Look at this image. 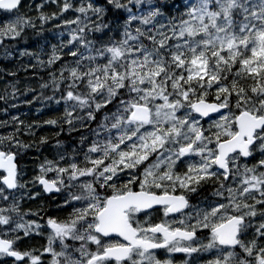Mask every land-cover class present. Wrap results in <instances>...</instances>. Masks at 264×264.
I'll list each match as a JSON object with an SVG mask.
<instances>
[{"label":"snow or ice","instance_id":"snow-or-ice-1","mask_svg":"<svg viewBox=\"0 0 264 264\" xmlns=\"http://www.w3.org/2000/svg\"><path fill=\"white\" fill-rule=\"evenodd\" d=\"M20 7L21 0H0V10L14 16L0 21L6 55L7 43L34 27ZM166 7L161 0H107L105 7L89 0L74 8L64 0L61 12L81 14L66 21L77 25L68 41L76 42L69 54L77 59L61 67L59 80L53 75L54 91L67 83L59 99H49L63 101L70 131L102 111L103 122L82 167L75 158L64 166L46 160L31 181L47 193L66 191L71 208L66 220H47L50 264H172L155 250L191 256L200 249L181 241L194 242L198 230H207L201 247L214 250L208 264H264V0H186L167 21ZM109 10L126 14L118 32L103 21ZM60 58L53 45L47 64ZM77 110L86 117L74 116ZM24 147L15 133L0 136V257L42 264L16 247L21 231L28 237L43 228L24 221L38 213L21 214L16 202L15 191L25 188L17 161ZM209 181L219 182V199L190 203ZM160 213L164 219L152 221Z\"/></svg>","mask_w":264,"mask_h":264},{"label":"trees","instance_id":"trees-1","mask_svg":"<svg viewBox=\"0 0 264 264\" xmlns=\"http://www.w3.org/2000/svg\"><path fill=\"white\" fill-rule=\"evenodd\" d=\"M48 1L52 0L39 3L35 1L38 5H35L34 8H40L44 16L61 15L64 22L81 15L74 9L61 12L64 0H56L53 8L54 12L49 13L47 9L41 7L47 5ZM69 2L75 8L79 7L81 3L87 4L89 0H69ZM90 2L97 7L107 6V0H90ZM161 2L167 5L163 17L165 21L169 16L178 17L185 10V0H161ZM108 7L110 8V6ZM125 16L126 14L122 12L109 10L104 15L103 21L112 27L113 32H118L124 24ZM7 18L10 17L0 13V21ZM92 18L96 21L95 16ZM25 19L30 20L32 16H27ZM31 23L34 27L25 29L24 38L19 43L15 41L9 43L11 45L9 52L13 53V56H8L9 53L6 55L5 51L0 52V136L15 133L16 138L26 146L19 150L20 155L17 157L21 171V182L27 183L35 189L36 185L31 181L39 175L41 164L45 163L46 160H52L59 161L64 166L63 164L67 161V157L55 150L52 144L67 143L68 141L77 143L75 140L78 141V131L75 129L70 131V126L63 122L64 105L62 102L59 105L55 103V99H58L57 94L64 92L67 81L62 82L59 90L55 91L52 84L53 75L59 80L61 67L64 65L74 66L73 62L77 57L75 58L69 54V50L75 49V47L73 44L68 43L70 39L62 29L57 30L52 22H45L42 25L43 28H38V25L34 22ZM91 34L95 35V40L103 36V33L98 32H92ZM42 38L43 41L40 46ZM53 45L56 46V53L61 58L49 66L47 61L52 54ZM19 49L33 54L22 56L19 54ZM39 50H42L40 60L45 62L43 65L34 59ZM14 56L17 58H12ZM83 63L87 64L88 62L83 61ZM64 75L67 76V72ZM42 85H47V87H42ZM49 97L55 99H49ZM13 117H18V121H14ZM49 119H56L58 121L57 125L47 124L46 121ZM19 121H23V123L20 124ZM91 125L95 127L97 123ZM77 127H80V130L86 128L85 124L80 126L79 123ZM17 128H19L18 132L16 131ZM42 138L44 142H41ZM79 142L86 146L89 138L84 137ZM61 156L64 157L63 160H61ZM26 177H28L27 180H25ZM28 189L29 187L25 185V188L21 191L22 198L19 203L21 214L36 212L39 217L38 215L29 214L24 215L23 219L47 220L49 217L53 218L61 205L54 203L51 197L43 200L36 199L31 204H27L29 203L27 202L29 199ZM2 203L0 202V206H2ZM31 245H35V243L31 242ZM28 251L33 252V248ZM0 264H9V262L0 260Z\"/></svg>","mask_w":264,"mask_h":264},{"label":"rangeland","instance_id":"rangeland-1","mask_svg":"<svg viewBox=\"0 0 264 264\" xmlns=\"http://www.w3.org/2000/svg\"><path fill=\"white\" fill-rule=\"evenodd\" d=\"M97 120H103V114H99L98 115V118H97ZM89 121H93V120H89ZM97 129V128H96ZM76 131H78V133H77V136H78V141L77 140H75L76 142H79L82 138H84V135H82V132H83V130H80V127H77L76 129H75ZM80 130V131H79ZM113 131H115V130H113ZM103 135H107V133H103ZM96 138V137H95ZM95 138H93V139H95ZM80 145H81V143H72V142H70V141H68L67 142V144H52V146H53V148L55 149V150H57L59 153H61V154H65V153H67V152H70L71 154H76L77 152H79V150H82L81 148H79L80 147ZM87 151V148H85V150L83 151V153L84 152H86ZM73 160V159H72ZM75 160L76 161H78V162H80V166L82 167L83 166V154H79V156H78V158H75ZM55 175V173H51V177L52 176H54ZM81 179H86V178H81ZM62 195H63V197H66V195H67V192L66 191H63L62 192ZM62 200H64L63 198H61ZM260 207V206H259ZM258 207V208H259ZM60 216V215H59ZM260 221H261V217H260ZM47 240H48V238H47ZM205 243H207V242H199V241H196L195 242V244H192L194 247H197V248H202L201 247V245L202 244H205ZM57 244H58V242H57ZM59 246V245H58ZM163 253H166V256L168 257V258H166V259H171V258H173V257H170L169 256V253H167L166 251L165 252H163ZM47 254V253H46ZM173 254H176V253H171V255H173ZM48 255V254H47ZM176 256L179 258V259H181V260H183V257L184 256H187L185 253H177L176 254ZM41 257V256H40ZM42 259H43V257H41V261H42ZM47 259H51V257L48 255L47 256ZM173 264V263H172Z\"/></svg>","mask_w":264,"mask_h":264},{"label":"flooded vegetation","instance_id":"flooded-vegetation-1","mask_svg":"<svg viewBox=\"0 0 264 264\" xmlns=\"http://www.w3.org/2000/svg\"><path fill=\"white\" fill-rule=\"evenodd\" d=\"M186 159H187V158H186ZM198 159H199L198 157H192L190 162H193V163H194V162H196ZM186 167H187V165H185V170H186ZM207 184L209 185L210 183L208 182ZM214 185H215L216 187L213 186V188H202L200 191H201V192H211V191H214V192H215V191L217 190V188H219V182H217V183L214 184ZM200 191H199V192H200ZM199 192H198V194H197L196 197H195V194H192V195L190 196V201H193L194 204H195V199H196V198L198 197V195H199ZM176 217H177V219L184 218V217H180L179 214H176ZM162 219H164L163 216H162V213H160V214H154L153 217H152V221H154V222H160V220H162ZM169 219H171V217H169ZM184 219H185V221H186L187 223H195L194 220H193V221H188L186 218H184ZM186 222H185V225H187ZM259 222H261V221H260V216H259V214H258L257 217L254 218V223H255V224H258ZM171 227H172V228H176V227H181V228H183L184 226L179 225L178 223H176V224H172ZM200 234H201V233L198 232V233H197V237L200 236ZM199 238H205V236H201V237H199ZM181 242H182V241H181ZM194 243H195V241H194ZM91 250H95V246H94V245H92Z\"/></svg>","mask_w":264,"mask_h":264}]
</instances>
